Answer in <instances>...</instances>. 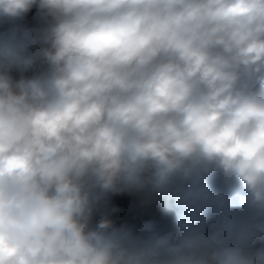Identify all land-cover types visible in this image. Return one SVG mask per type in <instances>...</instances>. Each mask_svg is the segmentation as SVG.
<instances>
[{
    "label": "clouds",
    "instance_id": "clouds-1",
    "mask_svg": "<svg viewBox=\"0 0 264 264\" xmlns=\"http://www.w3.org/2000/svg\"><path fill=\"white\" fill-rule=\"evenodd\" d=\"M34 6L0 32V264H264V0H0V23ZM122 192L174 216L95 221Z\"/></svg>",
    "mask_w": 264,
    "mask_h": 264
},
{
    "label": "trees",
    "instance_id": "trees-1",
    "mask_svg": "<svg viewBox=\"0 0 264 264\" xmlns=\"http://www.w3.org/2000/svg\"><path fill=\"white\" fill-rule=\"evenodd\" d=\"M38 9L34 6L22 19L14 22L0 23V32L6 31L13 24L27 27L38 28L42 26L43 21L37 15ZM12 75L19 78V73L13 71ZM32 75V71L25 73ZM162 201L158 198L150 197L144 193L138 192H122L110 194L106 205L98 212L94 220L98 221L100 215L106 212L109 217L117 224H127L140 231L144 224L148 221H153L155 227L165 228L174 216L160 205Z\"/></svg>",
    "mask_w": 264,
    "mask_h": 264
},
{
    "label": "rangeland",
    "instance_id": "rangeland-1",
    "mask_svg": "<svg viewBox=\"0 0 264 264\" xmlns=\"http://www.w3.org/2000/svg\"><path fill=\"white\" fill-rule=\"evenodd\" d=\"M155 199H156V198H155ZM161 204H163V201L160 203V205H161ZM165 210H166V209H165ZM169 212L174 213V211H169Z\"/></svg>",
    "mask_w": 264,
    "mask_h": 264
}]
</instances>
